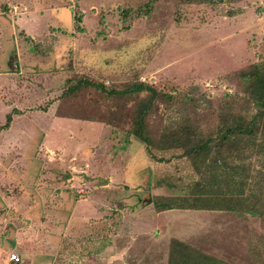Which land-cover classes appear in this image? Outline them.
<instances>
[{
  "label": "rangeland",
  "instance_id": "374dc122",
  "mask_svg": "<svg viewBox=\"0 0 264 264\" xmlns=\"http://www.w3.org/2000/svg\"><path fill=\"white\" fill-rule=\"evenodd\" d=\"M146 4L152 11L137 15ZM179 8L178 0H0V127L12 119L0 133V264H12V253L19 264H166L171 238L228 264H264V212L156 210L153 198L188 195L199 179L179 152L151 158L125 135L136 98L58 111L67 78L146 81L174 98L157 101L151 138L183 114L212 130L219 100L241 93L240 71L264 58V0L226 2L231 16ZM83 115L110 125L76 120ZM253 178L245 194L264 206V179L254 187Z\"/></svg>",
  "mask_w": 264,
  "mask_h": 264
},
{
  "label": "trees",
  "instance_id": "16d2710c",
  "mask_svg": "<svg viewBox=\"0 0 264 264\" xmlns=\"http://www.w3.org/2000/svg\"><path fill=\"white\" fill-rule=\"evenodd\" d=\"M235 1L240 0H178V3L182 11L187 9L190 11L191 6H203L208 9H219L226 14L225 16H231L234 12L230 13L229 10L223 12L220 7L226 2ZM144 7V10L138 8L136 14L145 15L152 11L151 4ZM73 10V24L77 27L81 21L80 12L77 6H74ZM125 14L123 11L122 15ZM175 16L179 21L180 13L176 12ZM239 76L243 83L241 93L224 95V98L219 100L214 127L205 134L202 133L196 118L183 114L168 120L162 126L157 139L151 138L147 130V121L157 101L169 106L174 98L168 92L171 88L165 86L160 88L146 81H136L127 86H113L102 80L96 81L84 76L77 79L67 78L58 98V111L63 112L64 108L70 110L71 103L81 104L87 101L98 103L99 98L120 102L136 98L133 116L123 119L122 122L126 128L125 135L141 141L151 158L154 156L152 150L179 152L180 156L189 162L199 179L192 184L188 195L153 198L158 212L169 209H204L262 214L264 212L262 202L260 200L251 202L252 192L245 194L244 188L250 186V177H254V187L259 186L256 179H264V58L250 65L247 70L240 71ZM203 98L209 102L206 96ZM111 111L110 108L108 113ZM104 119L96 120L88 115L76 117V120H93L110 125V122ZM11 122L12 119L9 117L5 125L0 127V133L8 130ZM251 160H256L258 170L252 168ZM250 169H254V175ZM223 184L224 187H221ZM166 264L228 263L171 238Z\"/></svg>",
  "mask_w": 264,
  "mask_h": 264
},
{
  "label": "built area",
  "instance_id": "2783aa9c",
  "mask_svg": "<svg viewBox=\"0 0 264 264\" xmlns=\"http://www.w3.org/2000/svg\"><path fill=\"white\" fill-rule=\"evenodd\" d=\"M213 86V85H211ZM82 192V191H80ZM8 261L11 262L12 264H19L20 263V256L17 253H12L8 257Z\"/></svg>",
  "mask_w": 264,
  "mask_h": 264
}]
</instances>
